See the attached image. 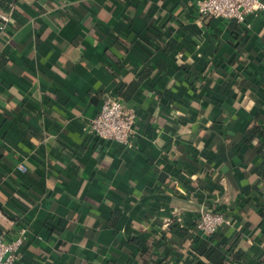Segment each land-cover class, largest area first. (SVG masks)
<instances>
[{"label":"crops","instance_id":"obj_1","mask_svg":"<svg viewBox=\"0 0 264 264\" xmlns=\"http://www.w3.org/2000/svg\"><path fill=\"white\" fill-rule=\"evenodd\" d=\"M197 1L17 0L7 11L0 234L25 230L13 264H212L204 243L224 264H264V10L235 28L198 18ZM146 64L156 70L122 100L136 114L130 142L91 134L102 101ZM207 210L230 223L205 236Z\"/></svg>","mask_w":264,"mask_h":264},{"label":"built area","instance_id":"obj_2","mask_svg":"<svg viewBox=\"0 0 264 264\" xmlns=\"http://www.w3.org/2000/svg\"><path fill=\"white\" fill-rule=\"evenodd\" d=\"M198 18H222L244 24L246 17L264 10L262 0H198L196 2ZM11 12L0 11V35L5 31ZM247 25V24H246ZM136 114L132 107L127 106L116 97H106L98 113L86 123L88 131L101 140L114 141L127 145L131 140ZM16 170L25 173L27 166L18 163ZM230 220L218 211H203L196 221V228L205 236L215 234L223 224ZM24 229L18 236L6 240L0 234V264H13L17 251L24 241Z\"/></svg>","mask_w":264,"mask_h":264},{"label":"trees","instance_id":"obj_3","mask_svg":"<svg viewBox=\"0 0 264 264\" xmlns=\"http://www.w3.org/2000/svg\"><path fill=\"white\" fill-rule=\"evenodd\" d=\"M16 2H17V0H0V11L1 12H7L11 9H14ZM229 21H231L233 23L235 28L239 27V25L234 20H229ZM239 32H241V31L239 30ZM4 61H5V58L0 55V67H1V65L4 64ZM162 66H163V64L160 63L157 67L162 69L163 68ZM155 67L156 66H151V65L146 64L144 66V68L139 73L138 81L132 83V85L120 87L117 90L115 97L120 99V100L128 99L132 95V93L136 90V88L138 87L140 82L142 80L146 79L147 77H149L152 74V72L154 70H156ZM214 69H215V67H214V64H212V63L210 65L206 66V68L204 70L205 75L209 74V72L213 71ZM251 128L254 129V127H251ZM251 128L245 134L246 140H249L251 137H253ZM255 151L260 156H262V157L264 156V134L262 135L261 143L256 147ZM259 173H260V176L264 177V167L262 169H260ZM118 217H119V211L114 210V212L112 213V216L110 217V224L113 225L117 221ZM225 217L230 220V218L227 215H225ZM223 225H226V224H223ZM206 245L207 244L204 243V245L202 244V246L199 247V252H200L199 255L208 259L212 264H224L226 260L224 259L221 252L219 250H217L216 248H208L207 249ZM230 251H231V249H230ZM240 254L241 253H239V251H237L236 253L230 252V258L232 260H240L241 259Z\"/></svg>","mask_w":264,"mask_h":264}]
</instances>
